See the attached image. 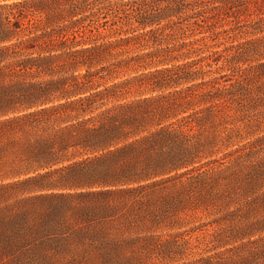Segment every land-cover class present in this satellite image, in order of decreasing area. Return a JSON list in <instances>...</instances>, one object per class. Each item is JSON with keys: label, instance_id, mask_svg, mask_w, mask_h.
Instances as JSON below:
<instances>
[{"label": "trees", "instance_id": "trees-1", "mask_svg": "<svg viewBox=\"0 0 264 264\" xmlns=\"http://www.w3.org/2000/svg\"><path fill=\"white\" fill-rule=\"evenodd\" d=\"M257 185L264 0H0L1 193L124 217L145 264H264ZM26 222L0 213V257Z\"/></svg>", "mask_w": 264, "mask_h": 264}, {"label": "rangeland", "instance_id": "rangeland-1", "mask_svg": "<svg viewBox=\"0 0 264 264\" xmlns=\"http://www.w3.org/2000/svg\"><path fill=\"white\" fill-rule=\"evenodd\" d=\"M259 133L261 132H253L233 141L227 148L223 147L219 154ZM262 155L263 153L258 154L259 157ZM251 166L245 170L248 171ZM243 184L244 182H239L236 186ZM240 189L239 194H236L237 202L264 204V185L243 187L242 194ZM49 191L51 190L0 192V213L12 217L26 212L29 222L25 223L27 239L23 242V247L0 257V264H145L140 256L141 243L133 239L135 228L126 224L124 217L107 223L80 214L78 207L86 200L70 198V204L63 207L62 200L53 196H33ZM235 200L231 201L230 206L237 205ZM188 205L186 201L183 209L179 210L184 217L180 223L181 228L206 218L202 215L201 208ZM157 208L156 204L155 209ZM98 229H103V232H98Z\"/></svg>", "mask_w": 264, "mask_h": 264}]
</instances>
